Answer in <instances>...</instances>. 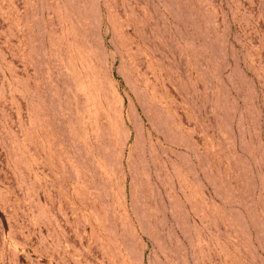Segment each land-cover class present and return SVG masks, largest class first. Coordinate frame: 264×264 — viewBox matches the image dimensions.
<instances>
[{"label":"rangeland","instance_id":"rangeland-1","mask_svg":"<svg viewBox=\"0 0 264 264\" xmlns=\"http://www.w3.org/2000/svg\"><path fill=\"white\" fill-rule=\"evenodd\" d=\"M0 264H264V0H0Z\"/></svg>","mask_w":264,"mask_h":264}]
</instances>
